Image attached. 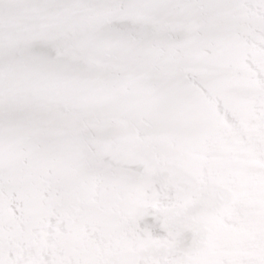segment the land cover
<instances>
[{
    "label": "snow or ice",
    "instance_id": "obj_1",
    "mask_svg": "<svg viewBox=\"0 0 264 264\" xmlns=\"http://www.w3.org/2000/svg\"><path fill=\"white\" fill-rule=\"evenodd\" d=\"M0 264H264V0H0Z\"/></svg>",
    "mask_w": 264,
    "mask_h": 264
}]
</instances>
